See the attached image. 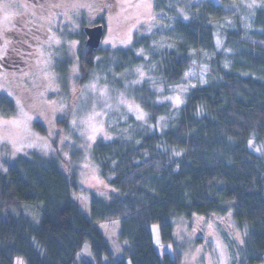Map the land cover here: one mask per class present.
<instances>
[{
    "label": "trees",
    "instance_id": "trees-1",
    "mask_svg": "<svg viewBox=\"0 0 264 264\" xmlns=\"http://www.w3.org/2000/svg\"><path fill=\"white\" fill-rule=\"evenodd\" d=\"M24 1L39 17L65 14L82 3ZM112 1L91 0V5L103 10ZM246 1L156 0V15L173 20L179 36L174 46L160 45L154 32H141L127 48L112 51L110 57L120 56L121 62L109 82L121 90L123 80L133 82L132 71L144 55L149 74L161 84L181 83L190 69L203 73L205 83L192 91L178 116L155 103L149 83L126 88L150 115V124L121 125L111 129L113 138L95 143L92 159L112 188L108 196L82 190L75 168L63 161L56 127L66 121L57 118L52 132L36 122L56 152H27L6 161L8 172L0 173V264H15L17 258L24 264H127V257L133 264H182L176 220L229 214L246 230L232 264L264 263V154L249 146L264 145V0H251L252 27L241 22ZM97 24L104 25L102 16ZM85 26L79 33L80 84L101 50L87 47ZM0 35L8 60L0 58V70L20 74L36 68L39 48L50 39L48 29L27 16L17 17ZM109 58L101 61V72ZM0 107L5 115L17 109L3 94ZM160 117L169 120L166 129L158 127ZM84 193L91 198L90 214L76 202V194ZM111 221L120 226L122 259L114 257L99 226ZM155 223L162 241L174 245L173 257L165 253L163 261L152 238ZM86 247L89 255L80 259Z\"/></svg>",
    "mask_w": 264,
    "mask_h": 264
},
{
    "label": "rangeland",
    "instance_id": "rangeland-1",
    "mask_svg": "<svg viewBox=\"0 0 264 264\" xmlns=\"http://www.w3.org/2000/svg\"><path fill=\"white\" fill-rule=\"evenodd\" d=\"M80 1L82 3L78 7L65 14L39 17L24 0H0V31L11 28L17 17L27 16L36 19L50 33L48 42L39 48V63L35 69L23 74L0 70V94L8 96L17 108L15 114L5 115V109L0 107V173L8 172L6 161H14L27 152L46 156L55 153L50 136L42 132L36 122L52 132L55 120L60 118L66 121L64 126L56 127L63 161L75 168L82 190L108 196L112 188L92 159L95 143L101 137L106 140L113 138L111 129L121 125L140 127L150 124V115L129 96L126 88L149 83L156 94L155 103L164 108L169 107L174 111V116H178L192 91L205 83V76L197 69H190L181 83L161 84L149 74L150 59L144 55L145 61H140V66L132 71L135 76L133 82L126 84L123 80L124 89L116 88L109 81L115 67L120 65L121 57H110L112 51L127 48L136 34L141 32H154L160 45L173 47L179 39L174 31L173 20L164 22L156 15V0H116V3L112 1L110 6L104 7V12L94 9L91 0ZM245 4L241 22L252 27L250 11L254 2L247 0ZM101 16L105 25L101 50L93 58L88 79L80 84L83 46L79 33L83 25L92 26ZM233 23L230 20L228 25L233 27ZM5 47V44H0V56L4 55ZM104 57H110V61L109 66L101 72L100 63ZM168 122L165 117H160L158 127L166 129ZM249 146L259 154H264V145L256 146L250 142ZM82 195L76 194V202L90 214L91 198L87 193ZM99 226L106 235L114 257L122 259V245L117 238L119 223L101 222ZM151 232L162 261L165 253L173 257L174 245L162 241L157 223L151 225ZM175 233L182 264H232L246 238V230L239 227L231 214L178 219ZM88 255L89 249L86 247L80 259ZM126 262L133 264L130 257H127ZM15 264L24 262L17 258Z\"/></svg>",
    "mask_w": 264,
    "mask_h": 264
},
{
    "label": "water",
    "instance_id": "water-1",
    "mask_svg": "<svg viewBox=\"0 0 264 264\" xmlns=\"http://www.w3.org/2000/svg\"><path fill=\"white\" fill-rule=\"evenodd\" d=\"M84 32L86 34V45L91 51L98 50L102 44L104 36V25L97 24L92 26H85Z\"/></svg>",
    "mask_w": 264,
    "mask_h": 264
},
{
    "label": "flooded vegetation",
    "instance_id": "flooded-vegetation-1",
    "mask_svg": "<svg viewBox=\"0 0 264 264\" xmlns=\"http://www.w3.org/2000/svg\"><path fill=\"white\" fill-rule=\"evenodd\" d=\"M0 39H1V35H0ZM0 58H3V60L8 61V60L5 59V56L4 55H1Z\"/></svg>",
    "mask_w": 264,
    "mask_h": 264
}]
</instances>
